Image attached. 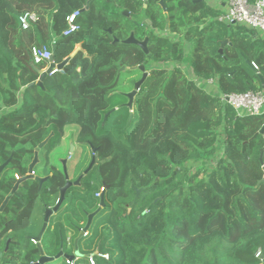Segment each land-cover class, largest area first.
I'll return each mask as SVG.
<instances>
[{"label":"trees","instance_id":"16d2710c","mask_svg":"<svg viewBox=\"0 0 264 264\" xmlns=\"http://www.w3.org/2000/svg\"><path fill=\"white\" fill-rule=\"evenodd\" d=\"M159 1L144 7L143 0H0V165L11 157L0 175V206L48 139L33 169L46 181L25 180L0 213V264L38 260L31 239L69 186L40 244L46 252L51 226L57 244L65 241L57 219L73 194L87 198L86 188L70 185L92 158L108 201L106 215L98 216L100 210L94 218L109 227L113 250L97 264H264V137L256 135L264 112L237 116L221 99L264 92V37L218 22L219 11L203 0H162L164 9ZM77 10L78 30L62 37L66 17ZM26 14L36 19L23 28ZM130 33L148 39L147 54L113 43ZM77 45L81 50L62 73L27 87L47 67L34 64L33 47L47 48L57 64ZM140 66L148 76L129 109L125 94L135 79L121 90L118 70L136 67L124 72L141 77Z\"/></svg>","mask_w":264,"mask_h":264},{"label":"water","instance_id":"95a60500","mask_svg":"<svg viewBox=\"0 0 264 264\" xmlns=\"http://www.w3.org/2000/svg\"><path fill=\"white\" fill-rule=\"evenodd\" d=\"M143 1H144V7H145L146 0H143ZM159 4L162 6V9H164L163 8V4H162V0L159 1ZM122 15L124 17H128L127 13H123ZM147 41H148L147 38H145L143 41H138L137 39H135L133 33H130V35L125 40H122V41H119L117 39H113V43H118L119 42L122 45H135V46L139 47L145 54H147V47H146ZM80 50H81L80 45H77L74 48V50L69 54L68 57H66L62 62L57 63V64L52 62V59H51L48 67L45 70H43V71L37 70V72L39 73L38 80L36 82H34V83L29 84L27 87H32L34 85L42 87V82L48 75H50L51 73L55 72L56 70H63V68L67 64H69L71 59H73L76 56V54L78 53V51H80ZM219 52L221 53V50H219ZM135 69H136V67H132V68L121 67L118 70V73L124 72V71H133ZM139 70L142 73V76H141L140 80L137 81L136 83H134L133 89L129 93L125 94V96L128 99V102L125 105L129 109L132 107L133 99H134L135 95L137 94V92L139 91L141 85L143 84V82L145 81L146 77L148 76V74L144 71V67L140 66ZM24 89L25 88H23L22 90H24ZM115 110L116 109H112L111 111L106 113L105 116H104L103 122ZM258 134L263 135V137H264V125L261 127V129L258 131V133L256 135H258ZM47 141H48V139L44 140L42 143H40L38 145L37 148H35L34 155H33V160H32V162L30 163V165L28 167L27 175L25 177H21V178L16 180V182L13 185L12 189L5 196L3 202H2V204L0 206V213L4 210V208L6 207L8 202L10 201V199L13 197L15 192L18 190L19 186L25 180L33 179L39 184V186H41L46 181V179H47L46 177L42 178V177L34 176L33 169H34V167L36 166V164L39 161L38 152L46 145ZM95 150H96L95 148H91V151H92L93 154H94ZM73 152H74V145H73L72 141L69 140V155H72ZM263 153H264V147L260 150L259 161H260L261 164H263V160H262ZM10 160H11V157H9L3 164L0 165V175L3 172V170L6 168V166L10 162ZM66 163H67V159H62L61 160L62 169H63V173H64V176H65V179L68 180ZM93 166H94V158L91 159L88 167L82 173V175L74 183H71L70 186H77L79 184V182L81 181L82 177L85 176L92 169ZM262 168L264 170V166ZM263 181H264V179L262 180V182ZM68 187L69 186L64 187V188H62L60 190V195H59V198H58L55 206L52 209H46L45 210L41 229H40L39 233L37 234V236L31 239L32 242H34V244L36 245V247H37V249L39 250V253H40V257L33 264H46V263H50V262L56 261V260H58L60 258H63L64 260H66L68 262H73V260L75 258H77V257H79L81 255L78 252V250H77L76 241H75V248H74V254L73 255L64 254L63 251H59L58 254L55 255L54 257H49V256L45 255L43 250H42L41 244H40L41 238H42L43 234L45 233V231L47 229L49 219L55 212H57V210L59 209L60 205L62 204V202L64 200L65 193H66ZM139 192H140L139 190L136 191L135 198H134V200H133V202L131 204H133L135 202V200L137 199V197L139 195ZM104 194H105V190H104V188H102L101 194L99 196V207L93 213L87 214V223H86L85 227L83 229H81V233L79 235V238L82 237L85 232H87V230L89 229V227L91 225V222H92V219L94 218V216L104 207ZM7 244H8V241H7Z\"/></svg>","mask_w":264,"mask_h":264},{"label":"rangeland","instance_id":"374dc122","mask_svg":"<svg viewBox=\"0 0 264 264\" xmlns=\"http://www.w3.org/2000/svg\"><path fill=\"white\" fill-rule=\"evenodd\" d=\"M183 3L186 1L183 0ZM189 8L192 7V5H188ZM196 7H192L191 9H195ZM157 34L163 36V37H170L169 34L163 33V32H156ZM181 69L184 71L187 77L192 76L191 71L188 68L187 65H181ZM139 76L132 75L130 76L127 72H121L119 76V81L121 82V90L127 91L131 88V84L133 80L135 79V83L138 81L137 79ZM134 85V84H133ZM130 92V91H129ZM127 92V93H129ZM72 129H69L71 131ZM42 159V158H41ZM68 159V158H67ZM213 163H211V166ZM77 186H82L87 189V198L84 199L83 195H80L79 193L73 194L71 196V206L70 209L61 214L57 221H59L64 226V234L66 235L65 241L62 242V247L60 249V245L57 244V240L52 233V229L48 228V237L46 238V252L45 255L48 256H54L57 255L59 251H64V253L71 254L73 251V241L75 239H78L81 229H83L87 223V214L93 213L98 207H99V200L96 198V193L100 191L99 184L96 180V174L94 168L89 171L87 175H85L84 178L81 179L79 184ZM90 201H93L95 204L92 207H89ZM105 208L99 213L98 216L102 217L104 214L108 212V201L107 197L104 198ZM100 219L93 218L91 225L88 229L89 235L92 233V231L96 230L97 235L94 239L88 240L83 236L81 238V241L78 243V251L83 255L81 264H87L86 263V255L90 252L98 249L100 252L104 254L110 255L113 250L110 249L109 245L107 244V240L111 238V232L109 227L105 225H99ZM46 264H66L64 259H58L56 261L46 263ZM74 264V263H73Z\"/></svg>","mask_w":264,"mask_h":264},{"label":"built area","instance_id":"2783aa9c","mask_svg":"<svg viewBox=\"0 0 264 264\" xmlns=\"http://www.w3.org/2000/svg\"><path fill=\"white\" fill-rule=\"evenodd\" d=\"M225 5V11L217 18L218 22L226 25L244 26L257 34H264V0H255L254 3H249L247 0H222ZM80 11H74L66 17V29L62 32V37H68L78 30L76 19ZM33 14H26L20 18V23L23 28L28 27V20L35 21ZM31 55L34 64L47 63V67L51 60V52L45 48L33 47ZM46 67V68H47ZM253 68H256L252 64ZM45 68V69H46ZM44 69V70H45ZM43 71V70H42ZM62 70H56L53 73H62ZM51 73V74H53ZM50 74V75H51ZM207 84L214 87V80H208ZM221 99L232 107L237 116H258L264 112V92H246L241 94H230L222 96ZM15 179H19L15 176ZM102 188L96 193V198L99 199ZM87 233H84L86 236ZM34 243V242H33ZM258 256V253H257ZM108 254L100 252L98 249L86 255L87 264H97L98 261H109ZM66 264H73V262L66 261Z\"/></svg>","mask_w":264,"mask_h":264},{"label":"crops","instance_id":"0c3cea01","mask_svg":"<svg viewBox=\"0 0 264 264\" xmlns=\"http://www.w3.org/2000/svg\"><path fill=\"white\" fill-rule=\"evenodd\" d=\"M203 1L206 3L208 7L219 11V15L225 11V5L222 0H203ZM261 36L264 37V34H261ZM34 176L36 175L34 174Z\"/></svg>","mask_w":264,"mask_h":264},{"label":"flooded vegetation","instance_id":"af4514ba","mask_svg":"<svg viewBox=\"0 0 264 264\" xmlns=\"http://www.w3.org/2000/svg\"><path fill=\"white\" fill-rule=\"evenodd\" d=\"M141 76H142V73H141ZM140 78L141 77H139V79H138V81L140 80ZM135 83V82H134ZM133 83V84H134ZM85 233H87V232H85ZM83 236H84V234H83ZM82 236V237H83ZM79 238V237H78ZM75 241H76V247H77V243H78V239H75L74 241H73V244H72V246H73V251H72V253L71 254H68V255H73L74 254V248H75ZM60 247H62V242H61V240H60ZM6 248H7V244H6ZM64 252V251H63ZM45 254V253H44ZM64 254H67V253H64ZM48 256V255H47ZM55 256V255H54ZM54 256H49V257H54ZM60 259H63V258H60ZM65 262H66V260H65Z\"/></svg>","mask_w":264,"mask_h":264},{"label":"snow or ice","instance_id":"6c2138e0","mask_svg":"<svg viewBox=\"0 0 264 264\" xmlns=\"http://www.w3.org/2000/svg\"><path fill=\"white\" fill-rule=\"evenodd\" d=\"M262 259H264V257H262Z\"/></svg>","mask_w":264,"mask_h":264}]
</instances>
